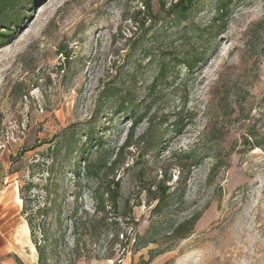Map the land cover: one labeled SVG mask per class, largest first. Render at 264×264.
Listing matches in <instances>:
<instances>
[{"label": "rangeland", "instance_id": "374dc122", "mask_svg": "<svg viewBox=\"0 0 264 264\" xmlns=\"http://www.w3.org/2000/svg\"><path fill=\"white\" fill-rule=\"evenodd\" d=\"M164 1L166 9L151 0L158 19L147 29L134 22L143 0H40L0 46V174L22 241L26 213L47 203L37 229L46 264H143L151 255L149 264H264V0H199L185 18L168 12L176 0ZM176 55L201 60L192 72L170 64L157 80ZM111 85L135 100L119 114L106 102L95 123L102 145L116 151L130 112L141 119L117 168L100 178L122 182L119 209L108 206L109 220L91 234L97 179H85L82 161L80 177L74 171L78 154L48 172L41 152L65 127L85 130ZM160 180L171 189L158 208L149 188ZM197 214L188 237L171 233Z\"/></svg>", "mask_w": 264, "mask_h": 264}, {"label": "trees", "instance_id": "16d2710c", "mask_svg": "<svg viewBox=\"0 0 264 264\" xmlns=\"http://www.w3.org/2000/svg\"><path fill=\"white\" fill-rule=\"evenodd\" d=\"M199 0H176L172 2L167 8L170 15L176 16L178 18H185L189 14V12L195 7L196 3ZM40 3V0H0V46L8 45L11 40H13L14 36L18 31L22 29V25L25 20H27V14L30 10H32L35 6ZM161 7L165 8V1L160 0ZM227 5H220L218 8V14L215 16L214 20H221L224 18L226 14ZM156 19H158V15L154 12L151 0H143L142 7L138 8L136 11V16L134 17V22L139 24V27H145L146 22L149 21V26L147 29L152 27V23ZM195 57V56H194ZM197 57V56H196ZM201 56L193 59H180L179 56H174L172 61L170 62H162L160 64L159 73L157 75V80L166 79L168 76V67L170 64H173L174 68H180L181 65H186L188 70L191 72L196 67V65L200 62ZM172 62V63H171ZM178 71L176 73V77L178 78ZM109 100H114L116 103L115 112L121 113L126 110L130 104H132L135 100V97L131 94L129 90L124 91V89L118 88L115 85L106 86L104 91H102L99 95L98 107L93 112V119L85 124L87 127L84 130L83 128H77L76 123L72 124L68 127H65L60 131L58 135H56L57 139L55 142L50 143V145L46 148L45 152H41L46 154V156L51 160V165L47 169L48 172H52L53 169L51 166L55 165L57 162L60 165H65L68 161H70L75 154H78L74 160V171L80 177L81 171H79V164L82 161L85 172L83 173L85 179L88 181L92 178L97 179V184L92 188V198L95 199V213H101L99 218L89 219L88 221V231L93 234L97 229L103 227V222L109 220V215L107 211V207L109 206L114 211H118L119 209V200L121 196V188L122 182L119 178L114 174L108 181H101V174L109 169L115 170L117 164L119 162V158L123 154V149L130 145L131 138L133 136V131L135 126L138 124L141 116L137 118L136 109L130 112V117L133 119L131 132L128 134L127 138L123 141V143L115 149H110L109 147L105 148L102 145L103 138L97 135V130L95 128V123L97 122L96 117L103 111L104 105ZM176 125H180V123H176ZM178 128V127H176ZM84 137V141L82 142V138ZM258 145V144H257ZM40 146V144H35L31 148L34 149ZM97 146L98 148L94 157L91 158V155L87 151L91 147ZM30 149V148H29ZM28 149H26L27 151ZM79 154L80 160H79ZM185 163L190 167L197 164V155L194 152H191L184 156ZM184 167L185 165L181 163ZM27 190L31 189V182L27 183ZM171 186L167 184L166 180H160L156 184V189L153 190L151 187L149 190L152 194H156L154 199H157L156 207L160 208L163 204L165 205V201L168 198L169 191ZM18 201H21V197L17 196ZM26 195L22 196V200L24 201L23 212L26 213L28 204L26 201ZM47 204V203H46ZM45 204V206H46ZM44 209L38 208V210H31L30 213H26V219L30 228L32 240L35 244V247L38 250V263L46 264L44 259V248L42 246V242L37 237V229H41V221L39 219L45 218V214L47 213L46 207ZM155 207V208H156ZM199 214L192 216L191 218L179 222L173 227L172 234L177 236L178 238H186L189 236L191 232L194 230V225L199 219ZM39 220V221H38ZM105 229V226H104ZM45 232V231H44ZM46 233V232H45ZM117 238L119 235H116ZM46 237V235H43ZM128 238V237H127ZM57 241V240H56ZM149 240L147 238L142 239V243L137 245L139 248L147 245ZM155 256L151 255L150 258L145 261L143 264H149L151 260H153Z\"/></svg>", "mask_w": 264, "mask_h": 264}, {"label": "crops", "instance_id": "0c3cea01", "mask_svg": "<svg viewBox=\"0 0 264 264\" xmlns=\"http://www.w3.org/2000/svg\"><path fill=\"white\" fill-rule=\"evenodd\" d=\"M18 189V188H17ZM13 193L11 186L6 185L4 174H0V264H39L38 250L32 240L30 228L24 223L25 242L15 227L14 215L9 208ZM19 196V194L17 195ZM18 201V198H17ZM19 204L20 201H18ZM27 224V227H26ZM30 251V252H29ZM30 256V257H28Z\"/></svg>", "mask_w": 264, "mask_h": 264}]
</instances>
